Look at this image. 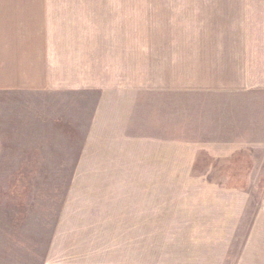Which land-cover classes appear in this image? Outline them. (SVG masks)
Returning a JSON list of instances; mask_svg holds the SVG:
<instances>
[{
    "label": "rangeland",
    "instance_id": "obj_1",
    "mask_svg": "<svg viewBox=\"0 0 264 264\" xmlns=\"http://www.w3.org/2000/svg\"><path fill=\"white\" fill-rule=\"evenodd\" d=\"M24 1L44 3L42 32L90 39L93 63L62 66L60 93L0 90V264H264V0ZM165 1L202 3L190 49L243 44L246 89L117 87L114 65L144 83L151 55L180 50Z\"/></svg>",
    "mask_w": 264,
    "mask_h": 264
},
{
    "label": "crops",
    "instance_id": "obj_2",
    "mask_svg": "<svg viewBox=\"0 0 264 264\" xmlns=\"http://www.w3.org/2000/svg\"><path fill=\"white\" fill-rule=\"evenodd\" d=\"M12 1L0 0V5L25 6H19V9L0 8V90H48L60 93V89H65L64 86L70 84L67 78L61 80L62 66L68 67L78 77V74H81L78 67L83 66L84 61L75 57L84 53L86 68L92 65V51L89 47L86 48L85 44L91 40L78 34L42 32L46 19L44 3ZM196 1L212 3L215 0ZM194 2L188 4V8H184L181 2L179 7L169 1L164 2L171 12L167 17L176 23L180 21V50L165 48L163 45L151 55L148 67H145L147 80H143L144 83H136L141 78L138 75L141 70L134 69L131 82H126L123 67L114 65V71L121 77L116 80L117 87L125 88L126 84L131 83L134 88H138L143 84L145 87L140 88H147L155 93L240 91L247 88L243 44L236 48L220 49L213 41H217L215 35H205L204 39L198 38L197 41H204L207 48L190 49V36L199 34L192 23L195 33L190 35V21L198 22L206 15L201 2L196 3L195 9L192 8ZM210 10L218 19L225 16V12L215 5ZM77 38L82 39L84 45L77 44ZM101 53L100 63L108 68L112 66L111 57L125 60L123 47L119 49L118 46L116 51L111 52L108 47H103ZM48 68L55 70L52 88H48L49 80L46 81L44 75ZM143 74H146V71H143ZM79 78L82 80L81 75Z\"/></svg>",
    "mask_w": 264,
    "mask_h": 264
}]
</instances>
